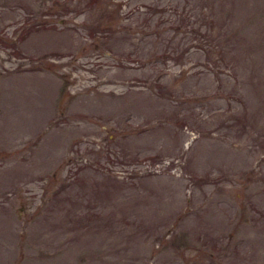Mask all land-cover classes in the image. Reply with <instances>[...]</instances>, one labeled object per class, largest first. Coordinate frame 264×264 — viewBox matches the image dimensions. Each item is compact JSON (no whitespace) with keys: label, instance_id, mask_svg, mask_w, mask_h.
Here are the masks:
<instances>
[{"label":"rangeland","instance_id":"1","mask_svg":"<svg viewBox=\"0 0 264 264\" xmlns=\"http://www.w3.org/2000/svg\"><path fill=\"white\" fill-rule=\"evenodd\" d=\"M0 264H264V0H0Z\"/></svg>","mask_w":264,"mask_h":264},{"label":"trees","instance_id":"2","mask_svg":"<svg viewBox=\"0 0 264 264\" xmlns=\"http://www.w3.org/2000/svg\"><path fill=\"white\" fill-rule=\"evenodd\" d=\"M212 23H214V22H209L210 30L207 29V31H205V30H201L198 27L196 29L197 33L195 34V38H196L197 42H199V47L208 49V51H212L213 50L214 43L216 41L221 42V39H219V37H218V36H221V34L220 33H216L215 34L214 32L212 33V29L214 31V24H212ZM157 24H160V23H157ZM223 44L224 43H222V45ZM216 46H219V45L216 44L215 47ZM218 58H220L223 61V63L227 62V59H225L224 54H220L219 53L218 54Z\"/></svg>","mask_w":264,"mask_h":264}]
</instances>
